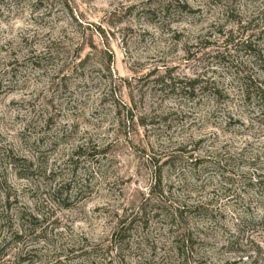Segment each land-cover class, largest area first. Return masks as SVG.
Masks as SVG:
<instances>
[{
  "label": "rangeland",
  "instance_id": "rangeland-1",
  "mask_svg": "<svg viewBox=\"0 0 264 264\" xmlns=\"http://www.w3.org/2000/svg\"><path fill=\"white\" fill-rule=\"evenodd\" d=\"M0 264H264V0H0Z\"/></svg>",
  "mask_w": 264,
  "mask_h": 264
},
{
  "label": "trees",
  "instance_id": "trees-1",
  "mask_svg": "<svg viewBox=\"0 0 264 264\" xmlns=\"http://www.w3.org/2000/svg\"><path fill=\"white\" fill-rule=\"evenodd\" d=\"M169 11V6H166V8H164V12L167 14Z\"/></svg>",
  "mask_w": 264,
  "mask_h": 264
}]
</instances>
